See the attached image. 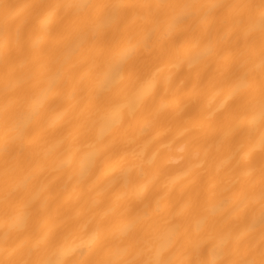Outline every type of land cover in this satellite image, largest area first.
<instances>
[{"label": "bare ground", "instance_id": "1", "mask_svg": "<svg viewBox=\"0 0 264 264\" xmlns=\"http://www.w3.org/2000/svg\"><path fill=\"white\" fill-rule=\"evenodd\" d=\"M0 264H264V0H0Z\"/></svg>", "mask_w": 264, "mask_h": 264}]
</instances>
